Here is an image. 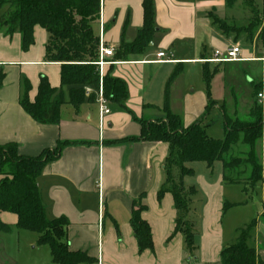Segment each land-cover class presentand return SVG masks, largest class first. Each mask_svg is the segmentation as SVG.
<instances>
[{"label":"crops","instance_id":"crops-1","mask_svg":"<svg viewBox=\"0 0 264 264\" xmlns=\"http://www.w3.org/2000/svg\"><path fill=\"white\" fill-rule=\"evenodd\" d=\"M142 1L102 0L95 34L99 36L100 22L102 42L114 49L112 60L118 62L104 68V73L109 70L127 90L122 105L107 102L109 114L102 125L93 89L75 109L68 103L71 88L63 87L65 104L55 125L39 124L27 115L20 106L21 82L28 81L29 100L33 102L42 78L52 89L60 88L61 65L45 60L48 35L44 29L34 28L33 45L26 51L22 50L19 34L6 36L0 32V145L13 143L19 155L36 157L58 142L71 143L56 161L44 166L36 186L46 218L67 221L64 242L69 251L91 259L84 264H225L220 253L233 245L237 231L253 220L257 224L248 246L256 254V264H264V182L245 184L256 190L248 200L247 189L238 190L243 184L224 181L221 163L211 169L204 163L188 164L194 175L184 177L182 184L185 190L193 188L195 192L188 217L195 234L190 252L184 235L174 234L172 195L157 198L165 180L168 144L130 141L141 136L140 122L166 119L165 92L174 72L177 76L169 83L168 109L180 118L184 129L201 120L209 127L212 110L206 114L209 99L203 72H209L210 66L216 74L225 66L241 65L236 68L242 69L247 79L244 89L259 85L261 92L264 90V36H260L264 0H252L260 26L251 31V39L244 31L224 32L212 24L215 18L229 27L247 28L255 18L244 0H153L157 31L149 47L140 55L116 59L121 43L132 44L143 27ZM233 45L240 47L241 61L203 63L214 51ZM159 52L170 55L171 62L152 63ZM187 71L198 78V85L186 83ZM239 74L233 75V85L225 88L227 95L217 101L210 98L212 109L233 108L228 114L236 119V108H243L249 116L260 105L264 113V95L262 100L255 95L249 100L243 85H234L240 83ZM0 221L10 228L0 231V264H54L48 246L37 245V234L15 227V215L0 213ZM140 222L150 228L151 251L138 250L132 223Z\"/></svg>","mask_w":264,"mask_h":264},{"label":"trees","instance_id":"trees-1","mask_svg":"<svg viewBox=\"0 0 264 264\" xmlns=\"http://www.w3.org/2000/svg\"><path fill=\"white\" fill-rule=\"evenodd\" d=\"M252 10L254 21L247 28L236 29L227 26L218 19L212 24L224 32L248 34L260 26L252 0H244ZM100 0H0V32L6 36L17 33L21 37V47L26 51L33 45V32L36 26L44 29L48 35L45 60L60 64V88L50 87L46 78L40 80L37 95L33 102L29 100L30 85L21 82L20 106L35 122L42 125H55L59 119L60 107L65 104L62 88L70 87L68 103L78 109L85 100L84 89L99 86L97 67L98 37L95 26L99 19ZM143 27L132 44L121 43L116 59L129 55H140L150 45L156 33L154 23V2L143 0ZM260 36H264V26ZM177 72L171 76V83ZM214 73L203 72V80L208 97L206 114L211 112L214 103L210 101L209 86ZM166 87L163 110L164 121L140 122L141 136L130 141L166 143L169 153L164 163V184L157 198L169 193L174 200L176 210L174 234L182 233L188 251L193 250L194 230L189 222L190 199L193 188L185 190L184 177L193 176L194 170L187 167L191 163H204L211 169L216 162L222 164L223 179L229 184L241 183L254 186L264 182V168L256 157V145L263 137L264 116L256 106L252 112V121L232 119L223 112V139L216 140L206 135L208 127L198 121L183 128L178 116L168 109V88ZM104 98L113 104L122 105L127 98L125 83L110 76L108 70L102 78ZM260 86L256 85V96ZM89 101H93L90 96ZM262 114V115H261ZM71 143L58 142L53 149H46L36 157L21 156L15 144L0 145V213L16 216L15 227L19 230L38 235L37 245L48 246L54 264H84L91 259L84 253L71 252L64 242L67 221L64 218L50 221L46 218L36 179L44 166L56 161L64 149ZM243 148V152L237 149ZM245 177L244 179H242ZM230 207V205H228ZM228 207L224 208L227 209ZM144 210V207L141 206ZM264 222V215L261 217ZM257 220L237 231L233 245L222 250L220 258L225 264H256L255 252L248 246L250 233ZM9 226L0 221V231L8 232ZM133 236L139 252L151 251L150 228L145 222L132 223Z\"/></svg>","mask_w":264,"mask_h":264},{"label":"rangeland","instance_id":"rangeland-1","mask_svg":"<svg viewBox=\"0 0 264 264\" xmlns=\"http://www.w3.org/2000/svg\"><path fill=\"white\" fill-rule=\"evenodd\" d=\"M246 6V5H245ZM5 10V8L0 11V14ZM237 10V9H236ZM239 10V9H238ZM236 66H241V65H228L225 66L224 68H220L218 70V73L214 74V76L212 77L211 81H210V86H209V93H210V98L213 101H217L219 99H222L221 97H223L224 95H227V92L225 93V88L228 87L229 85H233L234 83V76H237V72L241 73L239 74V81L240 83H235L234 85L236 86H242L243 85V89H244V83L247 81V79L243 76L242 74V69L239 70V68H236ZM189 67H186V69H188ZM209 72L210 74L213 73V66H210L209 68ZM225 70V72H223ZM239 70V71H238ZM236 80V78H235ZM233 81V82H232ZM197 82L198 85V78L196 80V78H194V74L190 73L189 71H187L186 74V83H191L193 86H195ZM258 80H255V84H258ZM246 84V83H245ZM244 95L246 97H248L249 100H252V95H255L254 98H256V93L254 91V86H249V89L246 90L244 89ZM262 95H264V90L261 92V90L259 91ZM249 93V94H248ZM245 98V97H244ZM258 99V98H257ZM259 100V99H258ZM259 102V101H258ZM262 103H264V101H262ZM258 106V108L261 110L263 116L264 113L260 107V105H256ZM220 109L222 110V112L220 111ZM220 109H212V113L209 116L208 122L207 124H209V127L207 128V135L209 137H212L213 139H223L224 137V131H223V117L221 115V113H226L227 115H229V112H232L233 108L231 109L230 107L224 108L221 107ZM236 110L238 111V119L241 121H247L250 122L252 121V116L251 115H247V112L243 109V108H236ZM261 114V115H262ZM230 118L235 119L233 116L229 115ZM244 149L243 148H239L237 149V152H243ZM256 157L260 160V162L262 161L261 159L264 160V134L262 139L257 143L256 145ZM262 163V162H261ZM189 167V165H187ZM220 163L216 162L213 167H219ZM245 177H243L242 179H244ZM247 189L248 192V200L251 199L252 196L255 195V191L252 190V187H250V185H245L243 184L242 187H240L238 190H240L239 192H241V190L243 188ZM235 190V189H234ZM237 190V189H236ZM237 192V191H236ZM239 194V193H238ZM240 196V194H239Z\"/></svg>","mask_w":264,"mask_h":264},{"label":"built area","instance_id":"built-area-1","mask_svg":"<svg viewBox=\"0 0 264 264\" xmlns=\"http://www.w3.org/2000/svg\"><path fill=\"white\" fill-rule=\"evenodd\" d=\"M102 0H100V6H99V15H100V8H101ZM102 33H103V27L102 24L99 22V36H98V50H97V60L93 63L94 66L97 67V72L99 76V86L98 89L95 92V95L97 96V103L99 105V120L100 124L102 125V120L104 116L109 114V111L106 108L107 100L103 96V90H102V78L104 76V68L113 66L118 64V62H114L112 60L114 55V49L111 47H107L102 42ZM241 55V49L238 45H233L227 48L224 51H214L213 56L210 59L203 60V63L208 64H222V63H232V62H239ZM156 60L152 63L154 64H165L170 63V55L164 54L163 52H159L156 54ZM92 88L86 87L84 89L85 96H89L91 93ZM257 98L259 100L263 99V95L259 93L257 95Z\"/></svg>","mask_w":264,"mask_h":264}]
</instances>
